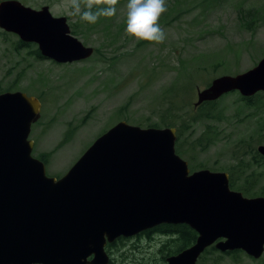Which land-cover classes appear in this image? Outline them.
Listing matches in <instances>:
<instances>
[{
  "label": "water",
  "instance_id": "95a60500",
  "mask_svg": "<svg viewBox=\"0 0 264 264\" xmlns=\"http://www.w3.org/2000/svg\"><path fill=\"white\" fill-rule=\"evenodd\" d=\"M0 28L57 63L80 61L93 48L54 16L19 0L0 1ZM238 91H264V56L237 74L214 77L197 90L195 106ZM40 101L23 91L0 92V264H108L105 250L159 224L196 233L165 264H195L206 248L264 252V195L229 187L228 173L190 170L175 151V127H140L120 120L98 135L61 176L46 174L32 155L31 125ZM264 156V145L256 148Z\"/></svg>",
  "mask_w": 264,
  "mask_h": 264
},
{
  "label": "rangeland",
  "instance_id": "374dc122",
  "mask_svg": "<svg viewBox=\"0 0 264 264\" xmlns=\"http://www.w3.org/2000/svg\"><path fill=\"white\" fill-rule=\"evenodd\" d=\"M19 1L35 9L47 5L52 15L65 16L81 33L74 36L94 49L81 61L56 63L38 58L34 43L18 46L15 34L0 29V88L40 100L29 137L33 156L50 152L47 175H63L98 135L120 120L145 127L168 119L184 120V131L175 140L181 158L224 172L241 159L242 176L250 175L255 190L264 187V161L253 157L257 146L264 145V94L248 105L238 91H231L218 99L221 121L189 120L197 90L214 77L253 67L264 56V24L247 30L237 18L240 7L264 10V0H167L168 10L159 20L166 39L159 44L125 33L127 0H119L116 16L95 24L71 15L69 0ZM206 123L213 138L201 148L194 140ZM134 243L140 247L133 248ZM147 243L144 237L127 238L112 249L110 259L113 264H142L143 251L150 264L157 244L147 251ZM221 254H206L196 264H264V252L257 259L240 252L237 260Z\"/></svg>",
  "mask_w": 264,
  "mask_h": 264
},
{
  "label": "trees",
  "instance_id": "16d2710c",
  "mask_svg": "<svg viewBox=\"0 0 264 264\" xmlns=\"http://www.w3.org/2000/svg\"><path fill=\"white\" fill-rule=\"evenodd\" d=\"M237 18L238 22L243 26L245 29L250 30L256 24L262 23L264 24V10L258 9L257 7H240L237 10ZM71 33L73 35H81L79 30L74 28V25H70ZM19 41V40H18ZM17 41V43H18ZM25 44L19 41L18 46H24ZM35 53L38 58H43L39 51L35 49ZM208 84V83H207ZM12 90L11 88L2 89L0 88V92ZM262 93L258 92L253 97H240L242 101L246 104L251 105L254 97L260 96ZM194 113L189 117L191 122L203 121V122H219L222 120V110L218 108V99L213 101H204L201 104L194 107ZM184 120L180 121H168V119H162L161 123H150L146 124L145 127H176V135L180 137L181 133L184 131ZM141 125V124H140ZM188 125V124H187ZM213 138V131L210 129V124L206 123L204 129L202 130L201 134L197 136L194 140L196 145H199L201 148H204L210 144ZM175 151L178 155H182L181 148L178 144L175 143ZM50 156V152L41 153L38 158L41 159L45 164ZM253 157L257 163L260 161H264V156L260 155L257 151L253 152ZM242 160L239 159L238 163L235 165H231L227 171L228 179H229V187L234 190L240 191L244 196H258L264 195V187L261 190H255L254 184L250 180V175L242 176V168L240 167ZM189 168L191 170L204 168L201 166L200 163L192 164L188 162ZM215 170L213 168H210ZM145 236L148 240L147 246L145 247L147 251L152 250V246L157 244L156 255L154 258L150 257L149 260L153 262L150 264H164L166 257L176 254L182 249L190 246L196 239L197 233L191 229L186 224H166L162 223L159 224L151 229L145 230L139 233L135 237H142ZM161 238V239H160ZM160 239L158 243L154 240ZM127 238H118L115 242L108 244L106 246V251L109 254L113 253V248L117 247L118 243L124 244ZM154 244V245H152ZM139 244L134 243L132 245L133 248H139ZM141 251L140 249H138ZM242 251L234 250L229 252H224L223 254L230 255L234 260L236 256ZM206 254H216L221 256V252L217 251L213 245L209 246L204 250V252L199 256L197 262L201 260ZM140 260L139 263L142 264H149L147 260L148 255L142 251L141 255L139 256ZM196 262V263H197ZM109 264H113V260L110 259Z\"/></svg>",
  "mask_w": 264,
  "mask_h": 264
},
{
  "label": "clouds",
  "instance_id": "9594fccd",
  "mask_svg": "<svg viewBox=\"0 0 264 264\" xmlns=\"http://www.w3.org/2000/svg\"><path fill=\"white\" fill-rule=\"evenodd\" d=\"M119 0H69L70 14L95 24L101 17L116 16ZM168 10L167 0H127L125 33L137 40L163 43L166 39L159 20Z\"/></svg>",
  "mask_w": 264,
  "mask_h": 264
},
{
  "label": "flooded vegetation",
  "instance_id": "af4514ba",
  "mask_svg": "<svg viewBox=\"0 0 264 264\" xmlns=\"http://www.w3.org/2000/svg\"><path fill=\"white\" fill-rule=\"evenodd\" d=\"M18 40L21 41L19 38H18ZM18 40H17V41H18ZM19 41H18V43H19ZM25 45H27V44H25ZM34 54H36L35 51H34ZM143 237L147 240V238H146L145 236H142V238H143ZM135 238H138V239H139L140 237H135ZM152 245H154V244H152Z\"/></svg>",
  "mask_w": 264,
  "mask_h": 264
}]
</instances>
